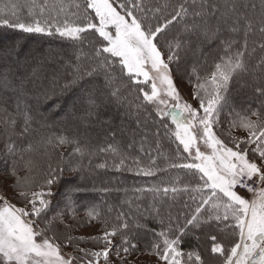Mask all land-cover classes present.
<instances>
[{
  "label": "trees",
  "instance_id": "1",
  "mask_svg": "<svg viewBox=\"0 0 264 264\" xmlns=\"http://www.w3.org/2000/svg\"><path fill=\"white\" fill-rule=\"evenodd\" d=\"M35 2L39 5L43 3V0H35ZM46 2L45 16L51 15L56 21L67 18L72 22L77 21L78 16L80 19L83 18L85 0H46ZM181 2L183 0H137L143 11L138 9L136 14L142 18L146 17L148 23H162L163 17L168 16L173 7ZM247 2L245 9L240 8L236 11L234 0H209L216 9L214 15L204 17V25L217 30L212 34L211 43L203 44L197 51H194L195 47L192 44L195 39L184 37V34L187 33L189 26L201 22L202 17L198 18L199 16L192 14L200 10L201 0H196L194 5L192 0H188L190 14L182 20L174 21L164 33L157 37L158 47L164 52L166 61L169 54L175 53V59L168 63L179 88L187 96L186 89L194 85L191 94L195 97L197 77L203 82L204 78L214 70V63L225 54L227 40L222 37L219 39V37L232 35L230 36L232 39L227 41L231 42L229 54L242 52L243 68L232 75L224 89L223 99L217 106V122L213 125V131L228 146H233V138L244 139L247 136L243 129L234 127V123H238L250 111L264 109V100L262 101L259 95L252 92L253 98L246 97L244 88L239 87V82L247 81L253 71L252 60L255 58L256 51H253L252 47L262 50L264 61V29L261 25L264 19V0L260 3L257 0H247ZM10 3L19 5L16 11L21 19H29L28 13L38 10L29 7L32 0H0V6ZM77 4L80 5L79 10L76 8ZM61 6L63 11H60ZM228 6H231V11ZM157 8L160 9L159 12L156 11ZM88 12L92 14L91 10ZM232 15L238 16L239 27L244 19H250V30L246 32L245 38L244 33L241 35L240 31L233 28L236 23L231 21ZM0 30L4 34L12 33L23 41L39 40L43 43L46 41V43H52L55 46L54 49L63 51L67 50V46H72L81 53L76 57L80 61L79 65L76 63L69 65L67 71L65 68L55 78L59 94H52L46 86V83H49V70L53 67L51 61L45 67L37 69L35 75L28 76L24 80L22 78L26 74L25 71L9 69L2 77L3 84H6L7 79L9 82L12 81V87L21 93V98L25 102H28L29 110L25 112L29 113L31 119L26 125L24 117L18 118L13 114V102L10 95L0 93V109H6V113L0 111V170L10 165L9 171L13 170L11 173L19 175L18 185H15L18 193L21 190L29 194L33 191L45 193L44 198L49 202L46 214L41 217H32L37 221L38 228L46 229L47 235L54 238V242L62 246L78 264H88L90 259L93 264H105L103 256L93 257L80 250L83 249L89 254L102 251L105 243L104 233L111 232L114 227L118 231L116 236L110 237L112 244L109 246V264H137L142 256L158 257L153 245L162 239L159 234L165 232L170 236L179 235L180 227L185 225L187 219L197 214L196 209L201 205L202 198H207V190L203 192L198 190L203 184L200 179L201 174L194 170L171 166L191 162V157L183 151V146L176 140L175 126L171 123V117H162L159 114L168 110L160 111L162 109L159 108L158 112L155 105L144 101L140 89L150 92L151 85L137 84L129 79L128 74L121 70L118 62L113 64L107 74L104 71H98V74L93 76L86 75L85 73L96 67L94 49L99 47L101 39L98 34H88L83 43H79L57 35L24 33L19 29L3 25H0ZM177 44L179 47H176ZM169 46H171V53ZM192 58H198L194 60L204 61V63L193 62ZM76 73H79V79H76ZM74 80L75 83H73ZM106 81H112L111 86H107L112 94L104 87ZM6 85L9 88L10 85ZM45 95L49 97L48 103H52L51 108L59 99L66 101L63 105L57 106L59 109L57 113H61L62 120L45 118L40 112V107L45 105L42 102ZM57 95L58 98H56ZM67 98H69L68 102ZM54 99L56 103H53ZM246 99H255L250 101L247 109L242 107ZM125 100L134 103L138 116L146 114L156 125L154 132L146 126L150 130L147 132L149 137H146L145 142L141 144L137 143L135 135H132L129 141L128 135L116 132L118 125L121 124L120 105ZM198 104L196 103V107ZM67 112H70V115ZM7 113L12 114L9 119L14 118L15 124L4 123ZM252 119L255 120L256 117ZM72 121L83 122L82 131L73 128ZM130 123L133 124L131 120ZM21 124L24 125L22 130L19 129ZM26 127L27 131H25ZM110 127L114 130L111 131ZM46 128L52 130V133L35 141V134ZM61 137H67L74 143L60 145ZM77 147L80 149L79 152L75 150ZM28 160L35 163L25 168L24 162ZM152 161L155 163L153 164ZM141 168H152L154 172L152 175H144L139 171ZM22 169L24 175H20ZM90 172L95 176L94 181L99 184L114 183L124 186L122 189L117 186V189L110 188L104 192L100 189L76 191L69 195L71 197L65 207L64 202H61L65 196L63 193H69V190L65 188L88 183ZM47 179H53L54 182L49 186L45 183ZM78 179L81 180L80 183H77ZM165 188L168 189L167 193L164 192ZM173 188L176 189L175 192L172 191ZM101 194L106 197L103 201L99 200ZM134 197H140L139 201L141 205L143 204L144 210H152L159 215L156 218L141 217L137 203L133 204ZM17 202L25 204L19 197ZM169 206H173V210L166 213ZM219 211L223 215V208ZM90 212L92 215H89ZM213 214L214 210L210 205L205 204L201 207L199 216L203 221ZM139 221L144 226H141ZM124 223L127 224L126 229L121 227ZM231 224H234V220L229 216V220L213 219L211 227L207 224L199 228L188 225L181 238L180 248L184 253L199 254L203 264H222V257L210 251L213 243L210 237L216 235L218 242L231 238ZM92 226L96 227L95 233L86 234L85 231ZM125 237L128 240L127 244L122 243ZM123 248H128V252L122 251ZM117 250H120L119 254Z\"/></svg>",
  "mask_w": 264,
  "mask_h": 264
},
{
  "label": "snow or ice",
  "instance_id": "2",
  "mask_svg": "<svg viewBox=\"0 0 264 264\" xmlns=\"http://www.w3.org/2000/svg\"><path fill=\"white\" fill-rule=\"evenodd\" d=\"M195 2L196 0H192L193 5ZM18 7L15 3L0 6V25L19 29L24 33L57 35L79 43H83L88 34H98L101 39L99 47L94 49L96 67L86 75L93 76L98 71L107 74L113 64L118 62L121 70L126 71L129 79L135 83L151 81L150 92L143 88L140 91L144 101L155 105L158 112L161 105L173 102L168 112L159 114L171 117V123L175 126L174 136L183 146V151L191 157V162L171 166L201 174L203 184L198 190H207V198H202L201 205L196 209L197 214L180 227L179 235L170 236L165 232L159 234L162 239L153 245L159 260L164 264H203L199 254L184 253L181 250L180 242L185 229L188 225L199 228L207 224L211 227L213 219L229 220L231 216L234 220V224L230 225L231 238L218 242L217 236L212 235L211 253L219 254L222 264H264V109L250 111L238 123H234L233 126L243 129L247 136L244 139L233 138V146H228L213 131V125L217 122V106L223 99L222 93L232 75L243 68V53L237 51L229 54L231 42H225V54L214 63V70L203 82L197 77L195 98L199 101V108H194L180 102L179 91L171 76L168 61L175 59V53H171L169 46L171 54L166 61L157 40L158 35L164 33L174 21L182 20L190 14L188 0L175 5L172 12L163 17V22L156 24L148 23L146 17L136 14L138 9L143 11L137 0H85L83 18L78 16L77 21L72 22L67 18L56 21L51 15L45 16L46 0L39 5L32 0L29 7L38 10L30 11L29 19L20 18L16 11ZM76 8L79 10L80 5L77 4ZM215 9L216 6L209 3V0H201L200 10L192 14L203 18L214 15ZM60 11H63L62 6ZM156 11L159 12L160 9L157 8ZM140 77L143 78L142 81ZM79 78L78 75L76 79ZM75 82L74 80L73 83ZM260 91L264 95V89ZM201 110L203 115H200ZM0 111L6 113V109ZM11 115L6 114L5 124H15L14 118L9 119ZM23 115L27 125L31 117L28 112ZM252 117L256 119L253 120ZM201 141L206 150L201 149ZM71 143L74 141L67 137L59 138L60 145ZM75 150L80 151L79 147ZM139 171L144 175H152L154 172L152 168H141ZM53 182V179L45 181L49 186ZM237 188L252 193V198L240 195ZM167 191L165 188L164 192ZM172 191L175 192L176 189L173 188ZM44 197L43 191L29 194L21 190L19 198L25 202V207H17L0 197V264H73L75 258H65L61 254L60 245L47 235L46 229H39L37 221L32 219L33 216L41 217L46 214L49 202ZM205 204L210 205L214 214L202 221L199 213ZM27 205H31V208ZM221 208L224 210L223 215L219 211ZM121 227L126 229L127 224L124 223ZM117 231L115 227L111 232L105 231L102 251L90 254L83 249L80 251L97 258L103 256L105 264H109V246L112 244L110 237L116 236ZM122 243H128L126 237ZM119 251L117 250L118 254ZM122 251L126 253L128 248H123ZM88 264H93V261L88 260Z\"/></svg>",
  "mask_w": 264,
  "mask_h": 264
},
{
  "label": "rangeland",
  "instance_id": "3",
  "mask_svg": "<svg viewBox=\"0 0 264 264\" xmlns=\"http://www.w3.org/2000/svg\"><path fill=\"white\" fill-rule=\"evenodd\" d=\"M261 1V0H260ZM260 1L257 0V2L260 3ZM263 1V0H262ZM247 0H234V10H238V9H245L246 8V4H247ZM228 9H230L231 11V6H228ZM248 16V14H247ZM237 17V18H236ZM200 18V17H198ZM238 16L236 15H232L231 16V21H235V27L236 31H240L241 35L244 33L243 37L245 38L246 36V32L249 29V24H250V19L246 18L244 19L243 24L239 27V23L237 24V20ZM201 22H197L196 25L194 24L193 26H189L187 28V33L184 34V37H192L195 39V41L192 43L195 47L194 51H197L199 47H201L203 44H210L212 41V34L217 30L216 28H207L204 25V21L205 18H201L200 19ZM215 25V24H214ZM261 25H263V29H264V19L262 20ZM261 30V29H260ZM3 34V35H2ZM257 34V33H256ZM230 36L232 35H225V36H220L219 39L222 37L224 38V40H229L232 39ZM249 38V35H248ZM259 38V37H258ZM258 40V39H257ZM226 41V42H227ZM260 41V39L258 40ZM216 42V41H215ZM218 43V42H217ZM191 44V45H192ZM54 45L52 43H46V41H44V43L42 41L39 40H22L21 38H19L18 36L12 34V33H6L4 34V32H2L0 30V93L1 94H8L11 97V101L13 102V107H12V112L13 114L17 115L18 118H23L24 115L23 113L28 109V102L24 101L21 98V93L18 92V90H15L14 87H12V81L9 82V80L7 79V81L5 82L6 84H9V88L7 87L6 84H3V80L2 77L3 75L6 73V70H12V71H18V72H22L25 71L26 74L23 76L22 80H24L26 77L31 76V75H35L36 70L39 68H43L46 66V64L53 62V67L50 68L49 70V75H48V79H49V83H46V86L50 89L49 91H51L52 94H59V89H58V85L55 82V78L57 76H59L61 74V72H63V70L66 68V71L68 70L67 67H69V65L76 63L77 65L80 64V61H78V59L76 58L77 55H81V53L79 51L76 50L75 47L72 48V46H67V50L63 51L62 49L58 50V48H55L57 50L54 49ZM253 51H256L255 53V58L252 60V66H253V71L252 74L250 76V78L247 81H240L239 82V87L242 89L244 88L245 91V96L246 97H252L251 95L255 92L257 95L260 96V99L263 101L264 100V95L261 94L260 89H264V61L262 59L263 57V52L262 50H257L256 48L252 47ZM194 59H198V58H192V60ZM196 63H204V61H193ZM170 73L172 78L175 81V84L177 86V89L179 91V95H180V102L181 103H187L192 105L194 108H199V104L196 107V103H199L198 101H196V98L194 97V94L192 90L194 89V85L190 86L189 88H185L187 90V96H185L184 91H182L181 88H179L174 75L170 69ZM78 76L79 73H76ZM62 76V75H61ZM63 77V76H62ZM54 80H51V79ZM63 79V78H62ZM140 80H143L142 77L139 78ZM64 80V79H63ZM17 81V80H16ZM52 82H54L52 84ZM151 85V81L148 82ZM112 81H106L104 83V87L105 89L107 88L108 91L109 88L107 86H111ZM196 85V84H195ZM11 87V89H10ZM53 87V88H52ZM193 88V89H192ZM52 89V90H51ZM151 89V88H150ZM43 91V90H42ZM78 93H80L79 91H77ZM76 92V93H77ZM253 92V93H252ZM110 94H112V92L110 91ZM255 94V95H256ZM59 96L57 95L56 98H58ZM48 95H45L42 99L46 105L41 108L42 114L45 116V118H54L56 121L62 120L63 118L61 117V113L57 111L59 109H57V106H61V104L63 105L64 103H66V101H63V99H59L56 101V99L53 100V103H56L54 105V107H50V104L52 103H48ZM253 98V97H252ZM255 98V96H254ZM67 102L69 100V98L66 99ZM249 100V101H248ZM246 99L244 101V103H242V107L247 109L249 107L250 101H254L255 99ZM73 101V100H72ZM48 103V106H47ZM79 103H81L79 101ZM117 103V102H115ZM172 103L171 101H169L167 103V105H161L160 106V111H165V109H167L168 111L172 108ZM75 104H77L75 102ZM71 105V104H70ZM246 105V106H245ZM17 106H19V111H17ZM134 103L130 100H125V102H122L120 105L119 109V117H120V122L121 124L118 125L116 132L117 133H122L123 135H128L129 136V141H131L132 139V135H135V139L137 141L138 144H141L142 142H145V138L149 137V133L147 134V132H149V127L151 129H153V132L155 131L156 125H154L153 122H151L152 120L150 119V117L148 115H144V116H138L134 107ZM29 110V109H28ZM68 115H70V112H67ZM185 115H187L185 113ZM200 115H203L202 110L200 111ZM33 117V116H32ZM44 118V119H45ZM22 120V119H21ZM95 120V118L93 117V121ZM133 122V124L130 123ZM21 123H23L21 121ZM82 123L83 122H73L71 123L73 128H78L79 130L82 131ZM130 123V124H129ZM22 125V124H21ZM149 126V127H146ZM22 127H24V125H22L21 127H19L20 130H22ZM109 129V128H108ZM107 129V130H108ZM49 129H44L41 132H38L35 134V141L37 140H41L44 136L49 135L50 133H52V130ZM110 130H114L113 127H110ZM82 133V132H80ZM75 135V133L73 134ZM241 135V134H240ZM102 136V135H101ZM243 137H245V135H243ZM200 147L202 150H206L204 149L203 143L201 141L200 143ZM22 150V148H21ZM43 155V154H42ZM193 155H194V150H193ZM11 159V157H10ZM9 159V160H10ZM35 161V159L33 160ZM33 161H25V168L31 167L34 165L35 162ZM39 164V163H37ZM10 165H8V167L5 169L3 168V170H0V197L5 198L9 203L16 205L17 207H25L26 204H19L17 202V199L19 197V193L18 191L15 189V185H18V178L19 175H16L14 173H11L14 169V167L11 169L12 171H9V167ZM91 176H89V180L88 183L86 184H79L78 186L76 185H72V186H67L65 189L69 190V193H63V198L61 200V202L63 201V205H65V207H67L68 205V201L70 199L71 194L75 193L76 191H86V190H95V189H100L102 192H104V190L106 189H117V186H119L121 189L123 188L122 185H118V184H99L97 182H95L94 178L95 176L92 175L93 173H91ZM20 175H24L23 169H22V173H20ZM80 179L77 180V183H80ZM78 189V190H77ZM71 191V192H70ZM103 194V193H102ZM100 195L99 200L103 201L106 197H104V195ZM240 195L246 196L249 199L248 195L245 194H241ZM67 196H69L67 198ZM65 199V200H63ZM133 204L137 203V208L140 211V215L141 217L144 218H150V217H157V215L155 212H152V210H144L143 208V204H140V197L136 198L134 197L133 199ZM135 201V202H134ZM0 203H2V201H0ZM139 204V205H138ZM28 208H31V205H27ZM171 210H173V206H169V208L166 209V213H169ZM163 216V214H162ZM140 225L144 226L141 221ZM96 231V227L92 226L91 228H88V230L85 231L86 234H93ZM61 247V254L65 256V258H68L70 256L69 253H67L65 251V249ZM142 260H144L142 262ZM73 264H78L77 262H75L73 260ZM137 264H164L163 261H160L158 257L155 256H142L141 258H139V261L137 262Z\"/></svg>",
  "mask_w": 264,
  "mask_h": 264
},
{
  "label": "built area",
  "instance_id": "4",
  "mask_svg": "<svg viewBox=\"0 0 264 264\" xmlns=\"http://www.w3.org/2000/svg\"><path fill=\"white\" fill-rule=\"evenodd\" d=\"M253 186H256V185H253ZM236 190L238 191V193L248 195L249 196V199L252 198V193L247 192L245 189H243V188H237Z\"/></svg>",
  "mask_w": 264,
  "mask_h": 264
}]
</instances>
